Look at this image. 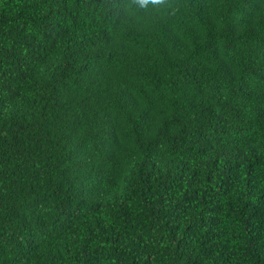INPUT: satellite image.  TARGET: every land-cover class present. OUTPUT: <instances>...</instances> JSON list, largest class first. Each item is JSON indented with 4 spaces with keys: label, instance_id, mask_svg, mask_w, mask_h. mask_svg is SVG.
Masks as SVG:
<instances>
[{
    "label": "trees",
    "instance_id": "obj_1",
    "mask_svg": "<svg viewBox=\"0 0 264 264\" xmlns=\"http://www.w3.org/2000/svg\"><path fill=\"white\" fill-rule=\"evenodd\" d=\"M0 264H264V0H0Z\"/></svg>",
    "mask_w": 264,
    "mask_h": 264
},
{
    "label": "clouds",
    "instance_id": "obj_2",
    "mask_svg": "<svg viewBox=\"0 0 264 264\" xmlns=\"http://www.w3.org/2000/svg\"><path fill=\"white\" fill-rule=\"evenodd\" d=\"M136 2L139 3L141 7H146L149 3L159 4L162 0H136Z\"/></svg>",
    "mask_w": 264,
    "mask_h": 264
}]
</instances>
